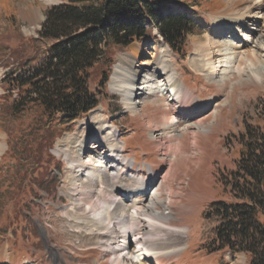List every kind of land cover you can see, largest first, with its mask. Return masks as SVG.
<instances>
[{
    "label": "rangeland",
    "instance_id": "1",
    "mask_svg": "<svg viewBox=\"0 0 264 264\" xmlns=\"http://www.w3.org/2000/svg\"><path fill=\"white\" fill-rule=\"evenodd\" d=\"M45 1L0 0V264H110L103 248L93 242L92 236L79 237L74 226L68 224L65 210H61L71 202L66 158L69 155L74 160L75 155L57 153L55 148L76 151V137L84 134L95 140L87 124L91 117L117 129L125 148L122 146V155L132 162L134 173L141 171L148 176L151 166L152 180L158 186L155 197L160 201L155 209L170 213L167 225L186 230L183 249L149 258V264H247L249 258L241 252H210L208 244L217 222L207 219L205 212L217 199L230 200L221 177L236 169L238 147L234 135L240 133L244 122L254 121L261 113L259 106H264V49L259 51V58L252 53L259 42L264 44V3L260 14L253 10L246 28L236 31L231 25L221 32L220 39L235 43L239 55L230 63L229 77L208 84L204 76L207 69L194 65L201 59L194 41L216 36L217 16L205 7L211 0H163L173 13L191 16L195 27L179 54L161 40L155 28L153 35L143 40L144 50L150 54L164 46L168 49L165 61L181 85L202 103L195 119L178 120L167 100L168 92L161 96L142 90L132 101L135 112L124 108V96L111 89V81L120 57L131 56L128 46L116 50L105 87L90 83L97 91L98 106L69 124H58L35 109L11 118L5 112L17 97L5 79L27 63L38 62L48 47L49 41L39 40L37 34L44 11L71 0H55L48 5ZM79 120L86 124L80 125ZM153 131L171 135L163 151L150 137ZM87 186L86 191L93 194L92 186ZM152 192L154 189L148 195ZM111 195L108 192L104 197L112 201ZM136 196L145 200L142 194ZM89 200L98 201L94 195Z\"/></svg>",
    "mask_w": 264,
    "mask_h": 264
},
{
    "label": "trees",
    "instance_id": "2",
    "mask_svg": "<svg viewBox=\"0 0 264 264\" xmlns=\"http://www.w3.org/2000/svg\"><path fill=\"white\" fill-rule=\"evenodd\" d=\"M44 16L37 34L49 41L46 51L5 79L17 92L5 107L10 118L35 109L69 124L98 106L90 83L105 87L116 50L149 38L156 28L179 54L195 27L190 16L173 13L163 0H71L49 7ZM258 110L234 135L236 169L221 177L230 200L217 199L205 212L217 222L210 252H241L247 264H264V106Z\"/></svg>",
    "mask_w": 264,
    "mask_h": 264
},
{
    "label": "bare ground",
    "instance_id": "3",
    "mask_svg": "<svg viewBox=\"0 0 264 264\" xmlns=\"http://www.w3.org/2000/svg\"><path fill=\"white\" fill-rule=\"evenodd\" d=\"M54 1L47 0L45 5ZM262 3L264 0H211L210 4L205 5L217 16L214 21L217 30L215 40L209 39L207 35L194 41L201 58L194 65L198 69L202 65L207 69L204 75L206 83L229 77L230 63L239 55V51L234 48L235 43L220 39L221 32L231 25H235L236 31L246 28L251 24L249 20L253 10L257 9L259 13ZM144 44L145 41L131 46V56L120 57L121 61L114 65L111 89L124 96V108L132 112L136 110V104L132 101L143 93L142 90L156 95L161 93V96L168 92L167 100L173 115L182 122L195 119L202 103L181 85L177 74L169 67L168 60L165 61L168 49L164 46L158 52L146 54ZM263 46V42L255 46L252 50L254 57L261 56L259 51L264 49ZM225 51L227 53L224 54ZM82 120L78 121L79 124L85 125L86 122ZM87 124L92 127L95 140L84 134L80 139L76 137V151L55 148L57 153L62 151L65 155H68L66 152L75 155L74 160L69 155L66 158L71 202L61 208L68 216V224L74 226L73 231L81 238L92 236L93 242L103 248L102 253L110 264H149V258L171 255L183 249L186 230L167 225L165 221L170 213L155 209L160 201L155 197L158 186L155 187L156 181L152 180L151 166L147 169L148 176L141 174L142 169L139 174L134 173L132 162L122 155L123 145L117 136V129H113L112 125H102L103 122L98 119L95 122L92 117ZM150 135L156 140L159 150L163 151L169 146L171 135L165 137L154 131ZM1 148L3 142L0 140ZM167 154V151L164 152V157ZM80 181L82 184H78ZM87 185L92 186L93 194L90 190L86 191ZM153 189L154 192L148 195ZM108 192L112 194V201L104 197ZM139 194L144 195L145 200L136 196ZM92 195L98 201L91 202L89 198Z\"/></svg>",
    "mask_w": 264,
    "mask_h": 264
}]
</instances>
